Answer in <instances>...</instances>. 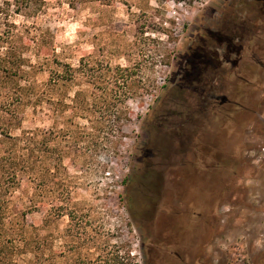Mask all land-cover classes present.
Listing matches in <instances>:
<instances>
[{
  "label": "rangeland",
  "instance_id": "374dc122",
  "mask_svg": "<svg viewBox=\"0 0 264 264\" xmlns=\"http://www.w3.org/2000/svg\"><path fill=\"white\" fill-rule=\"evenodd\" d=\"M160 1L0 0V264H264V0ZM209 53L240 110L198 104ZM82 60L134 68L122 143L14 177L23 131L63 126L50 75Z\"/></svg>",
  "mask_w": 264,
  "mask_h": 264
},
{
  "label": "trees",
  "instance_id": "16d2710c",
  "mask_svg": "<svg viewBox=\"0 0 264 264\" xmlns=\"http://www.w3.org/2000/svg\"><path fill=\"white\" fill-rule=\"evenodd\" d=\"M27 1L31 6L35 2L42 0ZM66 1L71 7H76L77 5L92 2L110 3L112 0ZM164 1L192 5L197 0ZM17 11L18 14L22 13L21 10ZM262 15L264 18V13ZM261 21L264 22V19ZM215 56L210 54L207 58L214 62L215 68L212 67L201 77L205 87L204 95L197 97L198 104L202 102L203 106L214 107L220 113H222V109L229 106L236 107V109L240 110L243 101L239 99V88L230 90L228 85L225 86L223 83L224 75L217 73L218 70H216L221 62ZM133 77H135L134 68L113 67L109 64L108 68L102 70L98 67V62L84 64V60H82L78 68H73L69 64H59L57 71L50 75L47 82L48 92L58 93L57 102L54 101L52 103L50 101V107L52 108L48 109L44 117L53 120L55 117L60 116L63 126L58 129L53 126L49 129L37 128L35 130L23 131L22 136L17 138V142L22 143L23 146L17 149L15 153H9L3 158L5 159L6 157L5 160H7V158L11 157L20 167L18 171L12 173L13 176L17 178L20 172L36 169L37 165H42L41 167L46 165V170L49 169L47 167H53L57 172L61 171L66 174L67 167L64 161L70 154H74L78 158H83L86 155L84 151H98L100 147H106L110 144L119 146L126 136L123 126V115L129 113V95L136 87L135 82L132 81ZM120 81L124 87L122 92H118ZM76 85H86L87 88L78 90L71 100L72 104L69 105L66 102L68 90ZM67 108L72 110V116L70 118L65 116ZM42 109L44 108L42 107ZM212 112H210L211 115L207 118L208 120L212 121L216 117L223 120V123L227 122V116L222 114V116L219 115L217 117L214 116V111ZM81 119L86 121L87 126H80L78 120ZM216 125L218 131L226 134L224 126ZM201 130H197L198 135H201ZM43 181L44 187L48 186V180L44 179ZM69 199H71V194L69 193L53 196L55 202L62 201L61 203L65 204H67Z\"/></svg>",
  "mask_w": 264,
  "mask_h": 264
}]
</instances>
